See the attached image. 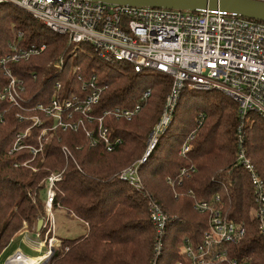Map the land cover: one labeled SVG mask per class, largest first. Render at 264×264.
Segmentation results:
<instances>
[{
  "label": "trees",
  "instance_id": "16d2710c",
  "mask_svg": "<svg viewBox=\"0 0 264 264\" xmlns=\"http://www.w3.org/2000/svg\"><path fill=\"white\" fill-rule=\"evenodd\" d=\"M19 31L24 33V43L46 48L28 60L11 63L13 73L24 81L18 104L0 98V259L8 254L18 232L45 216L48 178L62 173L53 203L57 225L75 218L84 223L86 231L72 238L56 231L63 251L54 264H190L183 247L188 242H203L210 216L195 205L215 201L216 196L222 215L245 228L238 243L222 247L246 264H264L260 206L251 174L237 156L240 120L235 100L217 90L200 93L184 88L170 125L139 165L142 184L136 187L122 173L145 153L150 131L171 90V77L106 62L94 47L83 43L71 67L75 46L66 35L51 31L17 6L0 5V56ZM62 56L65 66L59 70L56 62ZM57 80L62 87L56 98L73 100L76 94L79 106L85 105L96 88L102 89L89 112L72 107L62 113L63 121L75 122L77 128L65 129L57 117L37 108L39 104L51 106ZM8 82L0 63V90ZM147 89L150 95L141 100ZM137 104L141 110L131 120L106 114L115 107ZM200 114L204 115L201 125ZM100 119L111 141L121 140L111 151L101 139ZM241 131L246 155L264 182V119L250 115ZM193 132L190 150L182 153ZM41 145L35 154L33 148ZM182 168L188 174L179 183ZM151 201L169 217L163 235L167 248L158 257Z\"/></svg>",
  "mask_w": 264,
  "mask_h": 264
},
{
  "label": "built area",
  "instance_id": "2783aa9c",
  "mask_svg": "<svg viewBox=\"0 0 264 264\" xmlns=\"http://www.w3.org/2000/svg\"><path fill=\"white\" fill-rule=\"evenodd\" d=\"M2 4L14 5L28 12L51 31L66 35L76 48L82 43L91 45L106 62L125 63L133 66L137 72L150 69L171 77V90L165 98L159 120L150 131L145 153L137 163L122 173V177L136 187L141 186L139 165L148 159L170 125L184 88L217 90L235 100L240 120L237 156L251 174L260 206L257 214L264 232V182L246 155L241 131L250 115L255 114L264 119V21L221 10L192 12L89 0H0V5ZM23 37L24 33L19 31L8 44V51L0 56V63L9 78L8 84L0 90V98H6L15 104H18L24 90V81L13 73L11 63L28 60L46 48L44 44L24 43ZM73 54L77 55V52L73 51L72 56ZM64 66L65 58L62 56L56 62V67L62 70ZM74 69L79 67L75 66ZM61 87L62 83L57 80L51 106L47 108L39 104L37 108L57 117L58 124L65 129L77 128L75 122H64L62 113L72 107L84 113L89 112L91 104L98 101L102 89L96 88L85 105L79 106L76 94H73V100L65 98L59 101L56 98ZM150 92L151 89H147L141 100L146 99ZM140 110L141 104H137L132 108L115 107L106 114L131 120ZM199 117L201 125L204 115L200 114ZM34 118L36 123H41L38 117ZM100 136L109 151L121 142L119 138L111 141L102 119ZM194 136L193 132L184 143L182 153L190 150L189 141ZM41 149L42 145L40 148H33V152L36 154ZM187 172L182 168L179 183L187 176ZM61 178L62 173L51 174L48 178L45 199L48 219L52 218L56 182ZM168 182L174 184L175 181L168 178ZM219 199L216 196L215 201H199L195 205L198 211L208 212L210 216L209 227L203 233V242L196 245L188 242L183 247L190 264H246L230 257L227 249L222 247L224 244L238 243L245 235V228L222 215ZM149 207L157 233L156 244L160 247L169 217L159 204L151 201ZM50 231L52 227L49 228L48 232Z\"/></svg>",
  "mask_w": 264,
  "mask_h": 264
},
{
  "label": "rangeland",
  "instance_id": "374dc122",
  "mask_svg": "<svg viewBox=\"0 0 264 264\" xmlns=\"http://www.w3.org/2000/svg\"><path fill=\"white\" fill-rule=\"evenodd\" d=\"M74 51L77 52V54H78L79 53V47L78 48L75 47ZM75 58H76V54H73L72 60H71V67L74 66ZM150 77L152 80L153 76H150ZM197 91L200 93L205 92L202 90H197ZM135 163H137V161L134 162L133 164H135ZM175 194L177 195V192H175ZM149 209H150V207H149ZM60 213H61V211H60ZM55 217H56V213H55V210L53 208V210H52V218L53 219L52 218L48 219V214H47L46 208H45V216L41 218L43 220V226L40 230L37 227V225H38V222H37L36 224H34L31 227L33 229L27 230V226H25L16 235V236H23L24 235V237H25L24 239H28V240H25L24 242H26V244L29 247H31V248L33 247V249H35V248L43 249V253L48 255V261L52 262V263L54 261H56L61 256L62 251H63L62 241L57 236V234H59L61 236L72 238V237H77L86 231V226L84 225V223H82L78 219H75V218L66 219V220L64 219V220H62V222H59L57 225ZM53 222H54V226H53ZM50 227H52V231L48 232ZM42 229L44 230V232L42 231ZM56 231H57V234H56ZM166 248H167V243H165L164 241L160 247H157V244H155V255L158 257L159 255L164 254ZM157 249H158V251H157ZM25 251H26L25 252L26 254H33V255L39 254V253H34L33 251L31 252L30 250L29 251L25 250ZM53 255H54L55 260H53ZM19 259L20 258L13 260L14 263H12V264H20L21 261ZM27 261L31 262L30 264H36L38 262L37 259H35V258H28ZM181 262H184V261H181ZM179 263L180 262H178L177 264H179ZM8 264H10V263H8ZM37 264H40V263H37Z\"/></svg>",
  "mask_w": 264,
  "mask_h": 264
},
{
  "label": "water",
  "instance_id": "95a60500",
  "mask_svg": "<svg viewBox=\"0 0 264 264\" xmlns=\"http://www.w3.org/2000/svg\"><path fill=\"white\" fill-rule=\"evenodd\" d=\"M124 6L153 7L178 9L192 12L206 10H221L236 13L240 16L264 21V1L259 0H89ZM43 226V220H38V229Z\"/></svg>",
  "mask_w": 264,
  "mask_h": 264
},
{
  "label": "crops",
  "instance_id": "0c3cea01",
  "mask_svg": "<svg viewBox=\"0 0 264 264\" xmlns=\"http://www.w3.org/2000/svg\"><path fill=\"white\" fill-rule=\"evenodd\" d=\"M60 213V211H58V214ZM62 213V212H61ZM33 228H29L27 226V230H31ZM24 235L23 236H16L13 243H12V246L11 248L8 250V254L5 255L4 259L1 258L0 259V264H7L9 261L10 264L14 263L13 260H15V258H20L19 260L23 263L27 262V259L28 258H35L37 259V263H40V264H51L49 261H48V255L43 253V249H33V247H29L26 242H24L25 240H28V239H24ZM25 250H30L31 252L33 251L34 253H39L38 255H33V254H26ZM12 258V259H11ZM36 263V264H37Z\"/></svg>",
  "mask_w": 264,
  "mask_h": 264
},
{
  "label": "bare ground",
  "instance_id": "6f19581e",
  "mask_svg": "<svg viewBox=\"0 0 264 264\" xmlns=\"http://www.w3.org/2000/svg\"><path fill=\"white\" fill-rule=\"evenodd\" d=\"M4 259V258H3ZM12 259V258H11ZM16 259V258H15ZM11 261H9L8 263H10ZM35 262V261H34ZM7 263V264H8ZM31 262H29V261H27V262H25V263H23V262H20V264H30ZM47 264V263H46Z\"/></svg>",
  "mask_w": 264,
  "mask_h": 264
}]
</instances>
